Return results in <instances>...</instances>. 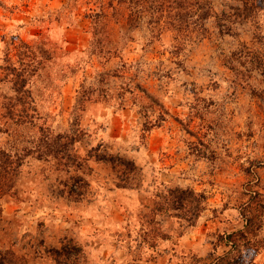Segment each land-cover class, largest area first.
I'll use <instances>...</instances> for the list:
<instances>
[{"label":"rangeland","instance_id":"obj_1","mask_svg":"<svg viewBox=\"0 0 264 264\" xmlns=\"http://www.w3.org/2000/svg\"><path fill=\"white\" fill-rule=\"evenodd\" d=\"M261 1L258 37L180 42L117 0H0V264H264V82L223 55L264 54Z\"/></svg>","mask_w":264,"mask_h":264},{"label":"trees","instance_id":"obj_2","mask_svg":"<svg viewBox=\"0 0 264 264\" xmlns=\"http://www.w3.org/2000/svg\"><path fill=\"white\" fill-rule=\"evenodd\" d=\"M221 1L219 10L216 9V0H117V3L127 11L125 18L131 26H139L142 22H146L153 36H159L162 30L169 29L176 32L180 42L194 37L202 38L209 34L208 23L211 21L217 36L223 38L225 35H236L234 31L236 24L247 20L253 22L254 37L259 36V32L255 29H257L256 11L259 9L258 2H262L261 0ZM109 5L113 6V2ZM223 55L225 65L231 68L239 80L244 81L243 83H247L253 72L259 73L264 82L263 53L251 49L245 42H239L235 51ZM261 94L264 95L262 89L257 96ZM2 109L3 106L0 107V121L1 118H12L11 115H14L12 107H5L3 111ZM17 115L26 117L27 112L22 110ZM18 165L19 158L15 159L13 155L0 148V188L10 187ZM249 191L252 197L259 193L250 188ZM191 192L195 197V204L187 209L188 225L193 224L199 216L203 209L202 201L205 198L203 193H196L193 190ZM182 199L183 197L180 201ZM187 202L189 205L192 203L190 199ZM247 221H251V218H247Z\"/></svg>","mask_w":264,"mask_h":264}]
</instances>
